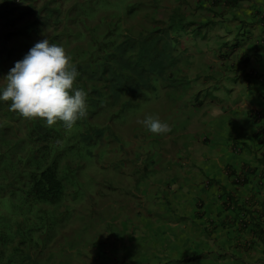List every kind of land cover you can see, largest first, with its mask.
<instances>
[{
    "label": "clouds",
    "instance_id": "clouds-1",
    "mask_svg": "<svg viewBox=\"0 0 264 264\" xmlns=\"http://www.w3.org/2000/svg\"><path fill=\"white\" fill-rule=\"evenodd\" d=\"M3 1L8 2L11 9H8V12L0 19L7 20L12 16L13 5L19 0H0V8L3 7ZM64 1L61 3L57 0H44L38 13L43 12L45 15L41 16L38 21V14H36L37 21L33 23L32 21L35 18L31 21L28 19L27 26L30 33L39 30L38 25H41L50 28L53 35L37 42L30 48L25 57L16 51L18 61L15 62L14 67L9 70L4 78L6 86L0 89V103L2 102L12 114L17 112L23 118L29 119V126L34 119H37L38 123L49 127L57 122H62L65 131L67 129L76 130L80 146L78 150L74 151L72 145L66 143L64 135L61 141L50 148L43 147L41 142L32 140L30 147L26 150L24 162L18 165L14 164V167L8 171H13V179L8 185L7 183L2 184L5 187L0 185V192L4 193L6 187H9L10 191L13 185L15 186L13 190L20 193V190L22 192L24 187L29 186V175L32 171L38 170L37 173H40L41 170L52 163L54 157H57L61 188L58 189V199L54 203L45 201L39 203L26 202L23 198L20 203H17L14 199L9 200V197L6 199L12 214H16L14 208L24 207L31 218L27 225L20 223L14 220L8 208L3 206V209L7 212L0 214V264H41L35 256L46 254L49 257L53 256L50 259L52 264H133L137 257L140 262L135 264H214V261L203 263L206 260H216L217 264H224L223 245L222 248H219L216 244L213 247H208L209 250L213 248L212 253L209 254L211 257L197 259L180 254V250H190L188 237L183 235L182 242H180L179 239H175L173 234L169 236L170 232H174L176 229H170L168 232L162 230L164 225H161L160 218L156 223L149 221L147 225L141 223L137 225L133 218L128 215V200L132 195L142 196L143 191H148L147 187L149 188V195L156 194L159 186L168 185L170 181L175 179L177 171H193L196 167L201 172L208 171L209 173H206L205 176L206 181L218 185L220 189L221 210L215 216V232L219 229L217 227L223 223L222 218L225 214L221 200L225 199V195H222L223 187L226 192L236 199L238 197L234 196L233 193L239 189L248 190L249 196L246 199H243L242 202L237 200L239 205L242 206V210L238 211L239 215L240 213L245 215L244 207L251 206V210L259 209L260 203L264 201V196L257 197L259 186L264 184V179L259 177L264 165L259 164L257 160L260 158L261 152L264 151V142L261 139L264 138V135H260L264 131V115L261 111L250 114L254 121L259 124L260 130L253 134V139L249 138L250 141H248L249 139L240 141L241 138L233 136L237 133H233L236 131L235 129L230 128V132H225L220 125L225 115L232 113L233 107L228 105L226 111L223 112L224 106H221V113H212L210 105L223 102L216 92L221 89L228 91L222 85L225 78L234 81L230 89L233 94L237 91L240 92V89L250 88L249 83L253 79L264 81L263 75L254 71L255 67L252 66L251 60L253 53H263L260 52L258 45H262L264 39L262 37L258 39L257 34L254 32L256 27H253L254 25L264 24L263 20L261 23L259 22V18L264 16V9L261 8L263 5L257 3L259 0H165L162 3H160L161 0H145L148 4L142 0L147 6L141 0L139 3H126L122 6L121 12L114 14L133 16L136 10H140L145 5L151 10L152 20L150 21L152 26L147 28L146 31L139 30L134 35L132 32L125 31V28L119 27L120 17L116 16L109 23L116 25L113 31L123 29L124 34L121 40L110 39L111 35L107 30L103 39L98 41L90 36L85 39L83 45L86 46L88 52L110 53L124 42L128 44L129 41L132 42L134 39L147 41L153 50L150 56V71L143 72V76L139 80L140 83H123L115 95H113L112 89L108 88L111 86L108 80L97 84L94 81L93 83L89 82L88 97L96 102L98 106L94 107L92 105L86 111L87 93L82 88H74L78 72L70 63V57L66 54L65 49L54 44L53 39H51L60 36L63 30H59V24L64 20H69L71 11L63 14L61 21L56 17L51 24L46 25L47 19L53 13L60 10L62 14L60 7L61 4H64ZM183 3L185 4L183 5ZM245 3H248V6L252 4L259 6V9L253 12L254 20L257 23L252 26L238 25L245 22L246 19L244 18H247V16L234 17L237 11L243 12ZM89 4L68 0L66 5L78 6L80 10L87 5L82 9L85 14L88 10H93ZM261 4H264L263 1H261ZM159 6L170 10L164 27H161L163 25L162 20H155L156 13H153V10H156ZM204 10L213 13L207 18H202L196 14ZM257 11H260L259 15L256 13ZM11 19L14 18L11 17ZM228 22L234 25L235 30L241 32H244L243 29L248 30V40L245 44H235L232 47L220 44L219 37L224 31L222 27L231 28L225 24ZM199 28L202 29L201 34L191 39L188 34ZM209 30L214 31L215 34L211 46L206 44V35ZM17 31L14 30L12 34V31L9 30L0 35V40L3 43L5 42L4 45H8L13 35L23 33L22 29ZM151 32H154L153 36H151ZM8 33L12 35L6 38ZM251 40L252 42L249 44ZM83 45L79 48L80 50H83ZM105 47H108V49ZM249 47L252 49L249 50ZM7 48L13 51V45L7 46ZM126 48H129V46H126ZM198 53L202 55L199 56ZM75 54L76 52L73 55ZM82 54V52H79V55L86 56ZM161 63L162 66L160 67ZM198 64L203 65V68L198 67ZM240 68H242V74L239 71ZM179 69L184 72L188 69L191 80L197 84V91H200L203 96L205 93H213L208 101L209 106L203 113V117L207 116L205 124L199 121L196 122L197 125L187 130L185 126L181 129L179 135L180 138L186 137L187 139H196L197 137L196 140L199 141L198 146L201 148L199 150L201 152L205 150L206 146L208 150H212L211 154L203 152L204 155L200 158L201 162L195 163V166L185 160L178 161L184 153L177 145L149 133L165 134L170 132L171 128L167 123L151 116L145 119L141 117L146 113L151 114L146 110L148 100L150 97L155 96L156 89L161 90V93L165 92L173 106L180 100L181 95L176 100L172 99L169 85L160 82L172 71ZM250 74L256 77L251 79ZM197 95L198 92L195 94V100L197 101L190 105L194 109L203 108L205 103L204 99L200 100L203 96ZM236 98L238 100V96ZM145 102L146 106H144ZM104 111L108 112L105 128L89 122L91 118ZM187 115L191 121H194L188 111ZM161 117L164 120L167 119L166 121L170 119L175 121V117L172 116L161 115ZM82 118H85L83 123L78 121ZM113 121H115L114 126L111 125ZM140 123L144 124L149 132L141 131ZM131 124H133V127H131ZM32 125L34 126V124ZM120 125H124L129 133L128 136L123 137L116 132ZM82 127L83 131L81 130ZM222 131L224 134L229 135L228 139L224 138V144L228 143L227 146H223L226 153H223L220 146L215 144V139L219 140L217 135ZM31 135L35 136V131H32ZM202 135H206V137H202ZM101 140H104V144L101 145L102 148L100 149H106L109 145L115 149L102 150L106 152L116 151L118 153L124 151L122 149L129 148L132 142L134 145L137 144L139 147L144 148V150H125L134 156V161L126 169V172H130V174L122 176L126 180L125 182L120 178L100 180L89 173L88 166L83 162L82 166H75L70 169L62 167V161L66 160L68 155L73 157L74 155L83 156V159L89 160V157L93 154V148ZM160 141L164 143L166 150L172 152V155H167L172 157V162L165 163L161 169H156L155 167L160 163L155 165L153 146ZM60 142H64V145ZM36 151L39 153L38 157L34 159L35 157L32 154H35ZM227 151L236 153V161L227 156ZM164 157L161 156V159ZM122 163L123 161L117 165L122 168ZM200 165H203V168H200ZM250 167L256 173H250ZM110 170H112L111 167ZM160 172L166 173V178L161 177ZM173 172H175V175ZM201 172L200 174L203 175ZM190 176L191 174H188L183 178ZM235 178H238V181L247 180V184H235ZM69 181L74 183L70 195L67 194ZM131 181H134V183L129 185ZM115 182L126 187V189L118 188L119 184L116 185ZM117 192L125 193V198ZM72 197L75 203L73 209L76 217L69 220ZM252 197H254L253 201L247 200ZM3 198H6V196ZM150 215L152 216V212L146 214L135 212L134 219L148 218ZM33 216L36 220L33 219ZM77 217H81L83 223L79 224L77 228H73L72 224H77ZM240 217L243 218L244 216ZM245 220H247L248 226L252 228L251 230H244L236 219L232 221L235 235L231 247L235 245L241 246V248L238 249L236 254H226L228 258L237 259L236 261L228 259L227 264H242V262H237L239 259L238 254L250 250H257V255H260L256 264H262V260H264V237L263 240L258 237L257 231H254L248 216ZM257 221L261 224L259 226L264 234V218L257 219ZM91 222H95L96 226H86ZM56 225H63L65 228L53 235L54 226ZM14 226L16 227L13 228ZM76 233H79L77 242L75 240ZM245 234L249 235L252 240L248 237L241 238ZM161 235L165 236L163 240L160 239ZM216 235L217 233H215ZM53 239L57 241L53 242ZM219 241L218 239L215 242L218 243ZM238 242H242V244ZM253 243L260 244V247H257L258 249L252 247ZM144 248H147L146 252L143 250ZM164 248H167L168 253L160 254V249ZM214 248H216V251Z\"/></svg>",
    "mask_w": 264,
    "mask_h": 264
},
{
    "label": "rangeland",
    "instance_id": "rangeland-1",
    "mask_svg": "<svg viewBox=\"0 0 264 264\" xmlns=\"http://www.w3.org/2000/svg\"><path fill=\"white\" fill-rule=\"evenodd\" d=\"M58 2H63V0H57ZM69 1H77L82 3H90V7L92 6L93 10H88L85 14L83 13L82 9H84L85 5L81 10L77 6H70L66 5L68 4V0L64 1V4H61V12L60 10L53 13L49 18L47 19V24H51L52 20L54 18H59V20H62L63 14L70 12V18L69 20H64L62 23L59 24V30H63L60 34V36L57 38V45L62 46L65 49L66 54L71 58L72 55L79 50V48L85 43V39H87L90 36H93L95 40H101L103 39L105 33L107 30H109V34L111 35L110 39L113 40H121L122 36L124 34L123 29L113 31V28L116 27L115 24L109 23L112 18L119 16L121 23H119V27L125 28V31L132 32L134 35H136L139 30L146 31L147 28L152 26V23L150 20H152L151 10L147 8L146 4L148 2H142L146 5H143V7L140 10H136L133 14V16H125V14H118L115 15L116 12H121L122 6H124L126 3L128 4H134L139 3L140 0H69ZM165 0H161L160 3L164 2ZM261 1L264 2V0H259L257 3L261 4ZM44 0H19L15 2L13 5V9L11 10L12 18L14 20L12 22L7 21L4 18L0 19V35L5 34L9 30L12 31V34L14 30L20 31L23 30V33H19L17 35H13L11 37V41L8 43V45H4L0 40V89L6 86V80L4 79L5 76L8 74L9 70L14 67L15 62L18 61L16 51L17 53H20L25 57V55L29 52L30 48L33 47L37 42H40L41 40L45 38H49L53 35V31L50 28H47L46 26H39V30H34L32 33H30V29L27 26L28 19L30 21L35 18L36 14H38V21L41 18V16L45 15L43 12L38 13V10H40L43 6ZM185 3H183L184 5ZM27 6H31L30 8H27ZM151 6V5H150ZM248 3H245L243 5V12L237 11L234 15V17L240 18L242 16H247L245 22H241L238 25H245V26H252L256 24L257 22L251 18L253 15L254 10L259 9V6L256 4H252L251 6ZM18 7V8H17ZM241 9V8H240ZM262 11V10H261ZM8 12V9L1 7L0 8V17L4 16ZM26 12V14H25ZM170 10L169 8L161 7L159 6L156 8V10H153V13H156L155 20H162L163 25L161 27H164V23H166L168 14ZM213 12L209 10H204L201 12H198L200 17L207 18L212 14ZM187 17V16H186ZM227 22V21H224ZM261 23V20H259ZM118 23V22H115ZM227 26H230L231 28H223V32L220 34L219 42L221 45L230 46L232 47L235 44H245L248 40V30L243 29L244 32L235 30L234 25L232 23H225ZM22 26V27H21ZM21 27V28H20ZM17 31V32H18ZM202 29H194L192 33L188 34L189 37L192 39L196 35L201 34ZM247 31V32H246ZM246 32V33H245ZM255 34L256 31L254 30ZM15 34V33H14ZM215 34L214 31L209 30V32L206 35V44L212 45V40L214 39ZM24 40V42H23ZM24 43H22V42ZM252 42V40L249 42V44ZM13 45V51L8 50L7 46ZM27 47V48H26ZM108 49V47H105ZM83 51L87 52L86 46L83 45ZM199 56L202 54L198 53ZM251 55V54H250ZM198 67L203 68V65L198 64ZM241 74L243 73L242 68L239 69ZM165 85H169L170 91H171V97L172 99L176 100L179 95H181L180 100L176 103L175 106H173L166 95L165 92L161 93V90H155V96L150 97L148 100V106L146 112L150 113L148 115L147 113L141 116L142 118H147L149 116L153 118L159 119L163 123H167L171 131L165 134H153L148 131L147 127L140 123V130L149 132L153 136H158V138H161L163 140L169 141L173 143L174 145H177L178 148L184 153L182 158H179L178 161L181 162L183 160L190 162L192 166H195V163L201 162L200 158L204 153L211 154L212 150H208L207 146L205 150H201L199 148L196 139H187L186 137H179L180 131L183 127L186 126V130L193 128L196 124V122H201L202 124H205L207 116L203 117L204 110L209 106L208 101L211 99L213 93H205L204 96L200 91H197V84L191 80V76L188 74V69L184 72L179 70L172 71L169 75L162 78L160 80ZM234 84V81L230 80L229 78H225L224 82L222 83L223 87L227 89L228 91H223L222 89L220 91H217L216 94L223 100V102H218L216 104L210 105L212 113H221L220 109L221 106H224L223 112L226 111V106L235 107V104L238 103V101L245 99L244 96L239 95V91L237 93H232L230 90L232 88V85ZM221 85V84H220ZM156 86V85H155ZM198 92L197 96H203L200 98L205 100L204 107L199 109H194L193 107H190V105H193L197 100H195V94ZM2 94V93H1ZM239 97L237 100L236 97ZM146 106V102L144 104ZM220 107V108H218ZM5 109V105L0 103V164L2 161H6L8 159L11 160L12 163L15 165H18L20 163L24 162V157L26 150L31 145V141L28 138L31 137L32 134V124H36L37 119H34L33 123L30 122L29 127V119L23 118L19 113L14 112L10 116L6 115L3 110ZM187 111L192 115L194 121H191L187 115ZM172 112V113H171ZM106 114H108L107 111L98 113V115L94 116L89 120L91 124H98L101 125L102 128H105L106 125ZM161 115L165 116H172L175 117L174 119H170L169 121H166L161 117ZM143 119V120H144ZM142 120V121H143ZM114 122V123H113ZM111 125H115V121H113ZM188 126V127H187ZM131 127H133V124H131ZM255 127H258V123L255 124ZM83 131V127L81 129ZM116 132L119 133L121 136H128V132L126 131V128L124 125H120ZM230 132V128L228 130ZM256 131H249L248 133H255ZM64 138L66 140L67 144H71L74 151L79 149L80 143L78 141V135L75 129H67L64 133ZM202 137H206V135H202ZM61 143V142H60ZM209 143V142H207ZM102 144H104V140H101L97 145L93 148V154L89 157V160L83 159V156H76L74 155H68L66 160L62 161V167L63 168H74L75 166H82V162L85 163L86 166H88V171L90 174L96 176L100 180H116L120 178L122 181H126L122 176L125 174H130V172H126L127 167L134 161V156L130 153H127L125 150H144V148L139 147L137 144L134 145V143H131V146L125 149H122L124 151H119L118 153L115 152H106L102 150H115L111 145L107 146L106 149H100L102 148ZM215 144L219 145L221 150H223V153H226L225 148L223 149V144L220 143L219 140L215 139ZM154 148V155L153 160L155 161V165H157L156 169H161L162 166L166 164H169L168 162H172V157H169L167 155H172L171 151H168L165 149V145L162 141H160L158 144L153 146ZM71 152V151H70ZM204 152V153H203ZM179 155V154H178ZM161 156H165L163 159H161ZM211 156V155H209ZM227 156L232 158L233 161H236L237 155L236 153H232L227 151ZM169 160V161H168ZM121 161H123L122 168L120 167ZM84 165V168H85ZM110 167L112 170H110ZM200 168H203V165L199 166ZM1 168V166H0ZM107 168V169H105ZM99 169V170H98ZM23 170V169H18ZM0 185L2 184H9V182L13 179V171H0ZM200 170L198 168H194L193 171H177L176 177L172 181L168 183V185L159 186L157 189V193L153 195H149V188L147 187L148 191H143V195H132L129 198V213L134 222L138 224H144L147 225L149 221H152L154 223L157 222V220L160 218L161 225H164V228L162 230H166V232L170 231V229H176V231H171L169 236L172 234L174 235L175 239H179L180 242H182L183 235L187 236L190 241V250H180V254L191 256V258H205V257H211L209 254L212 253V250H209L208 247H213L215 244H217L218 239H221L223 242V260L224 264H227L226 262L228 259L237 260L236 258H228L226 254H236L238 249L241 248V246H235L231 247V242L233 240V237L235 235V230L232 226H225L220 224L217 232H215V225L212 226V224L215 222V216L216 214L221 210L220 207V189L219 186L213 183H208L206 181V173H209L208 171L201 172L203 175L200 174ZM175 172H173L174 174ZM121 174V175H120ZM188 174H191L188 178H183V176H187ZM175 175V174H174ZM161 177L166 178V173L160 172ZM167 181V180H166ZM134 181H131L129 185H132ZM218 183V182H217ZM115 184H119L115 182ZM167 184V183H166ZM225 184V182H224ZM69 189H67V194L70 195V191L73 190L74 183L72 181H69L68 183ZM87 189L86 187H84ZM118 188L126 189V187L119 184ZM4 193L0 192V214H5L7 211L3 209V206L7 207L11 216L14 218V220H17L20 223L23 224H29V220L31 216H29L28 213H26L25 208H14L16 214H12L11 208L9 207L8 203H6V199L9 197V187H6ZM117 194L121 195L125 198V193L117 192ZM233 195L237 196V200L241 201L243 199H246L249 196V192L246 189H239ZM6 198H3L5 197ZM261 196H264V191L261 190L258 192L257 197L260 198ZM4 204V205H3ZM201 204L200 206H198ZM75 203L73 202V197L71 200V206H70V215L69 220L73 217H76L75 210L73 209V206ZM135 212H141L143 214H146L147 212H152V216L150 215L148 218H135L134 219V213ZM9 216V215H8ZM240 216H244L240 213ZM33 219L35 217L33 216ZM77 224H72L73 228H77L79 224L83 223V219L81 217L76 218ZM12 225V224H11ZM92 226L95 227L96 223L91 222V224H87L86 226ZM70 226V225H67ZM66 226V227H67ZM14 226L13 228H15ZM65 226L63 225H56L54 226L53 235L56 232H59L61 230H64ZM215 233L217 235L215 236ZM79 233H76L75 240L78 241ZM164 235H161V240L164 239ZM167 237V235H166ZM252 238L245 234L241 236V238ZM210 240V242H209ZM57 241V240H52ZM239 244H242V242H238ZM227 248V249H226ZM143 250H147V248H144ZM142 250V251H143ZM141 251V252H142ZM140 252V253H141ZM144 252V253H145ZM160 254H167L168 250L167 248L160 249ZM257 250H250L249 252H241L238 254V263L242 262V264H253L255 262H258V258H260V255L258 254ZM37 261L41 264H52L51 260L53 256L49 257L46 255H37L35 256ZM139 263L138 257L134 261L133 264ZM264 260H262V264ZM259 264V263H257Z\"/></svg>",
    "mask_w": 264,
    "mask_h": 264
},
{
    "label": "trees",
    "instance_id": "trees-1",
    "mask_svg": "<svg viewBox=\"0 0 264 264\" xmlns=\"http://www.w3.org/2000/svg\"><path fill=\"white\" fill-rule=\"evenodd\" d=\"M3 7L6 9H11L8 5V2L6 1L4 2ZM30 7L31 6H29V8ZM256 13L259 15L260 11H257ZM11 17L12 16H10V19H7L9 20V22H12L14 20L11 19ZM251 18L254 19V16L252 15ZM260 20L264 21V16L262 18L260 17ZM34 21H37L36 17L32 21V23ZM150 34L151 36H153L154 32H151ZM11 35L12 34L8 33L6 35V38ZM51 39H53L54 44H57V37H52ZM126 46H129V48H126ZM79 52H82L86 56L79 55ZM152 52L153 50L149 43L144 40L140 41L139 39H134V41L132 42L129 41L128 44L124 42L123 44H120L117 48H114V50L110 53L100 51H97L95 53H93V51L84 52L80 49L76 51V54L72 55V57L70 58V63L76 68L78 72V76L76 77V80L74 82V88H82L87 93L86 111L90 109L92 105L94 107L98 106L96 102L92 101V99L88 97V87L90 86L89 82L93 83L94 81L97 84L102 81L108 80V82L111 83V86L108 88L112 89V93L113 95H115L117 94V91L120 90V86L123 83H140L139 80H141L143 72L147 70L150 71V56ZM161 66L162 63L160 67ZM249 76L251 79L256 77L253 74H250ZM3 112L8 116L12 114V112L7 108H5ZM78 121L83 123L85 121V118L79 119ZM64 128L65 127L63 126L62 122H57L51 127L42 123H37L34 124L32 128V131H35V136L31 135V137L28 139L35 140V142H41V145L43 147L50 148L63 139V133L65 132ZM261 134L264 135L263 132H261L260 135ZM261 139L264 142V138ZM61 144L64 145V142H62ZM51 150L50 153L52 152ZM38 153L39 152L36 151V155L34 153L32 154V156L35 157L34 159L38 157ZM53 159L54 160L52 161V163L50 165H47L43 170L40 171V173H37L38 170L31 172V174L29 175V186L24 187L22 190L23 197L21 190L20 193L17 190H13L15 186L12 185V189L9 191V200L14 199L15 202L20 203L23 198L26 202L32 201L33 203H39L45 201L54 203L58 199V189L61 188V182L58 176V159L57 157H54ZM257 162L261 165H264V151L261 152V156L257 160ZM0 166V171H9L14 167V163H12L10 159H8L6 161H2ZM250 173L254 174L256 172L253 168L250 167ZM259 177L264 179V168L261 171ZM234 183L245 185L247 184V180L238 181V178H235ZM263 189L264 184H261L259 186L258 191H261ZM222 191V195H225V199H221L223 210L225 213L222 218V225L225 224V226H232V221L236 219V221L240 223V227H243L244 230H251L252 228L248 226V224L246 223L247 220H245L248 216L249 221L252 222V227L254 231L256 230V234L258 235V237L263 240L264 234L259 226L261 224H259L257 219L264 216V201L260 203L259 209L255 208L251 210V206L244 207L245 215L243 218H241L238 214V211L242 210V206L239 205L235 197H233L230 193L226 192L224 187L222 188ZM253 198L254 197L248 198L247 200L253 201ZM212 226H214V223L212 224Z\"/></svg>",
    "mask_w": 264,
    "mask_h": 264
},
{
    "label": "crops",
    "instance_id": "crops-1",
    "mask_svg": "<svg viewBox=\"0 0 264 264\" xmlns=\"http://www.w3.org/2000/svg\"><path fill=\"white\" fill-rule=\"evenodd\" d=\"M264 3V2H263ZM264 9V4H262ZM260 19V18H259ZM255 31L257 33L258 39L262 37L264 39V24H258ZM254 38V37H253ZM260 48V53H253L251 60H252V66L255 67L254 71H257L258 73L262 74L264 77V40L262 45H258ZM252 48L249 47V50ZM250 88L240 89L239 95L243 93L242 96L245 97V99H242L238 101V103L235 104V107H233L232 113H229L225 115V118L220 123L222 129L225 132H228L229 128H233L236 131H234L233 134L234 137L238 136L240 141H243L244 139H253V133H248L249 131H259L260 126L258 124V127H255V124L257 123L254 121L253 117L250 116V114L258 113L257 111H261L262 115H264V82L258 81L257 79H253L249 83ZM239 98V97H238ZM239 100V99H238ZM248 115V116H247ZM264 122V121H263ZM264 127V125H263ZM264 129V128H263ZM264 133V131H262ZM253 136V137H252ZM218 139L221 143H223V146H227V144H224V138L228 139L229 135L224 134V132H220V134L217 135ZM250 141V139L248 140ZM260 208V207H259ZM261 218H264L261 217ZM259 218V219H261ZM222 241L221 239H219ZM218 242L216 245L219 246V248H222L223 243ZM252 247L258 249L257 247H260V244H254ZM216 251V248H214ZM208 261H214V264H217L216 260H206L203 263H208Z\"/></svg>",
    "mask_w": 264,
    "mask_h": 264
}]
</instances>
